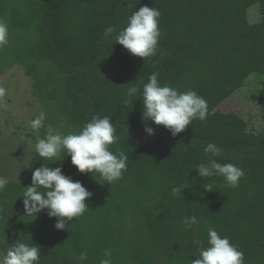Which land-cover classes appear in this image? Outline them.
I'll use <instances>...</instances> for the list:
<instances>
[{"label": "trees", "instance_id": "obj_1", "mask_svg": "<svg viewBox=\"0 0 264 264\" xmlns=\"http://www.w3.org/2000/svg\"><path fill=\"white\" fill-rule=\"evenodd\" d=\"M256 4L260 18L250 22L248 10ZM143 6L161 12L157 52L144 60L115 40ZM0 18L9 25L0 76L22 68L46 124L64 134L94 115L109 117L118 137L110 151L129 156L127 171L110 185L99 173H80L66 151L42 160L32 128L21 133L33 145V162L0 191L1 254L23 239L40 247L38 264H81L82 251L88 256L83 264H100L109 248L113 264H191L207 246L211 226L244 253L245 264H264V109L255 126L217 108L251 73L264 80V0H0ZM109 26L116 31L105 36ZM152 73H159L161 85L201 95L206 120H193L173 137L142 119V89ZM132 86L141 91L129 98ZM147 127L155 136L144 142ZM208 143L223 149L213 159L244 170L238 187L222 176H199ZM45 165L61 167L92 193L89 210L65 230L54 227L46 209L36 215L24 209L32 173ZM181 185L186 189L173 195ZM192 215L199 223L185 227L183 219Z\"/></svg>", "mask_w": 264, "mask_h": 264}, {"label": "clouds", "instance_id": "obj_2", "mask_svg": "<svg viewBox=\"0 0 264 264\" xmlns=\"http://www.w3.org/2000/svg\"><path fill=\"white\" fill-rule=\"evenodd\" d=\"M161 12L156 7L143 6L135 11L129 18L127 26L118 32L116 43L123 46L131 55L145 58L152 57L158 49L161 37L159 18ZM116 29L109 26L104 35H111ZM9 42V25L6 20L0 18V48ZM159 73H152L148 82L143 85L142 119L150 120L157 126H163L173 137L183 132L193 120L205 121L208 115L207 101L194 90L179 91L169 85H161L158 81ZM141 90L132 86L128 88L129 98L136 96ZM7 94V89L0 85V98ZM128 101L126 100L125 103ZM46 114L41 113L30 121V127L36 134L35 153L42 160L59 158L62 151L71 157V164L80 173H99L100 178L107 184H112L122 178L127 171L129 156L120 152L118 155L110 151L118 137L112 120L99 115L92 116L82 129L64 134L51 124H46ZM45 134L40 136V130ZM148 135L154 134L151 127L145 128ZM204 152L210 154L207 163H200L196 170L200 177L209 178L222 176L227 186L238 187L239 181L244 177L243 169L232 163L221 164L213 157L223 155V149L216 143H208ZM7 181L0 178V191ZM46 191H40V188ZM23 193V205L26 214L36 215L47 210L50 218H56L54 227L57 230H65L66 223L82 216L89 208L86 200L90 199L89 192L81 182L73 181L62 173L61 167H49L47 165L36 168L32 173V185L25 188ZM185 188L174 187L172 194H180ZM206 191H211L205 189ZM223 210V209H222ZM199 223L197 217L192 215L184 218L182 224L191 227ZM208 242L206 247H201L199 258L193 259L191 264H245L244 253L232 244L228 237L218 234L214 227L207 229ZM200 244V241H194ZM41 256L39 246L17 241L11 245L5 254L0 255V264H38ZM86 251L79 254L78 260L83 264L87 261ZM100 264H113L112 250L105 249Z\"/></svg>", "mask_w": 264, "mask_h": 264}, {"label": "rangeland", "instance_id": "obj_3", "mask_svg": "<svg viewBox=\"0 0 264 264\" xmlns=\"http://www.w3.org/2000/svg\"><path fill=\"white\" fill-rule=\"evenodd\" d=\"M260 18L258 5L248 10V20ZM0 85L7 94L0 98V178L9 180L22 176L33 162V145L21 133L30 129V121L42 113L38 102L31 96L30 80L22 68L14 67L0 76ZM221 112H235L249 124H259L264 109V80L251 73L243 86L218 107ZM255 125V126H256ZM155 136L146 135L144 142ZM0 255H2L0 253Z\"/></svg>", "mask_w": 264, "mask_h": 264}]
</instances>
